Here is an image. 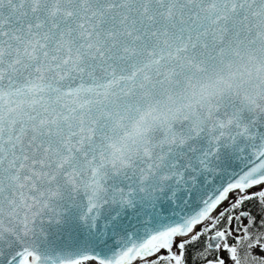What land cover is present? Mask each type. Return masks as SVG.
Masks as SVG:
<instances>
[{
    "label": "snow or ice",
    "instance_id": "6c2138e0",
    "mask_svg": "<svg viewBox=\"0 0 264 264\" xmlns=\"http://www.w3.org/2000/svg\"><path fill=\"white\" fill-rule=\"evenodd\" d=\"M0 264H264V0H0Z\"/></svg>",
    "mask_w": 264,
    "mask_h": 264
}]
</instances>
